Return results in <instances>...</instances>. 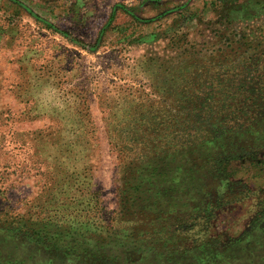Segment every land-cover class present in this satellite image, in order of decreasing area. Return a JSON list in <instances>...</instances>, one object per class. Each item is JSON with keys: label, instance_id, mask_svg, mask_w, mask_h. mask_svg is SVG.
I'll return each mask as SVG.
<instances>
[{"label": "rangeland", "instance_id": "374dc122", "mask_svg": "<svg viewBox=\"0 0 264 264\" xmlns=\"http://www.w3.org/2000/svg\"><path fill=\"white\" fill-rule=\"evenodd\" d=\"M249 52L256 71L228 67ZM251 80L261 107L246 114ZM226 86L246 100L232 117L254 123L231 135L211 105ZM262 102L264 0H0V264H68L74 249L39 233L122 258L205 240L182 264H264Z\"/></svg>", "mask_w": 264, "mask_h": 264}, {"label": "trees", "instance_id": "16d2710c", "mask_svg": "<svg viewBox=\"0 0 264 264\" xmlns=\"http://www.w3.org/2000/svg\"><path fill=\"white\" fill-rule=\"evenodd\" d=\"M231 43L233 44L234 43V40L231 41ZM259 54H254V53H242V54H238L236 53L234 56H230L229 59H232L233 58H237L235 62H232V60H228L229 62V65L228 67L233 70V69H237V70H242V68L244 69H247V71H256V69L258 68L257 66H259V64H261V61L259 60ZM261 58V57H260ZM253 79V81H255L254 79V76L252 74V76L250 77ZM253 81L251 80V83H249L250 87H251V84L255 87V82L253 83ZM257 81V79H256ZM238 86H240L241 84L238 83L237 84ZM236 85V86H237ZM251 87V90L247 91L246 93L248 94V92L251 93V100L249 101V103L247 104L248 105V111L246 112V114L248 113H253L254 112V108L256 106V108L258 107V105L260 106V102H259V98L257 99L256 95L258 94L256 92V88L254 87ZM228 87V88H227ZM235 86H226L224 88H222V90L218 93L219 96H214L213 97V102H212V106L213 108L216 107L217 111H220V110H224L225 111V116H223V114L221 115V117H223L224 121H228L227 124H224V125H227V126H223L224 127V131H226V135L229 134H235L236 132L238 131H241L242 129L246 130L247 128H249L250 126H252V124L254 123H249L248 125L246 124L247 122L249 121H253L251 118L249 119H245L244 122L242 121V117H238L236 116V118L232 117L234 114L229 112L228 110L229 109H232L234 107V102L232 100H235L237 101V103L239 105H246V100H244L243 102H239L235 96L237 95H234V92H233V89H234ZM241 89L240 88H237V91L239 92ZM261 95V94H259ZM258 95V97H259ZM221 99V100H219ZM258 102L260 104H258ZM264 103V102H262ZM261 107V106H260ZM215 109V108H214ZM216 111V116L214 117L213 120H215V122H217L219 120V117L218 116V112ZM251 111V112H250ZM240 112V111H238ZM143 120L145 121L146 125V128L148 129V131L146 132L147 134H145L144 136H142V138L144 139V141H151L154 137L150 136L152 135L153 133V130L155 127V118L154 117H149L148 119L147 118H143ZM223 121V120H222ZM242 121V122H241ZM161 124H165L166 120L164 118L161 119ZM232 122V123H231ZM237 122V123H235ZM224 123V122H223ZM234 123V124H233ZM159 124V123H158ZM216 125V124H215ZM143 126V125H141ZM168 125H166L167 127ZM175 128L177 129V126H175ZM185 132L188 133V137H190V141L193 145H196V140L197 138L202 140V142L204 143H207L208 141L206 139L210 138L208 136H206L207 134H203L204 133V130H202L201 132L202 133H192V131L189 129V127L185 128L184 129ZM149 132V134H148ZM211 137H215L213 135H209ZM208 137V138H207ZM218 137H215L213 139H217ZM112 139V138H111ZM173 142H172V139L168 140L167 142H170V143H174L175 139H176V143L178 144V141L177 140V137L173 138ZM150 145V144H149ZM133 150V146H127L125 144V146H123L121 148V151L126 154H129L131 151ZM215 171L217 173H219V168L215 167L214 168ZM141 186H139V189H140ZM151 189L147 192H153V193H157V191L153 190L154 188V185H150ZM142 188V187H141ZM137 202V200H135V203ZM125 205H126V202L123 201V203H121V211L124 210L125 208ZM208 211H206L207 213ZM209 215H206L204 217H199L200 220H203L201 223L202 225H200L202 228L204 229H207L208 227L206 226L207 225V222L209 221ZM199 226V225H197ZM189 230V229H188ZM186 231L185 233H189V231ZM115 232V231H113ZM109 233V232H108ZM137 232H134L132 235H135ZM185 233H183L182 231H174L172 237H178V238H182V237H188L185 236ZM114 233H109V235H113ZM194 234V232H193ZM189 236H191V234H189ZM29 240V239H28ZM30 240L34 243V244H37V245H40L42 246L43 248H45V250H55L56 253L58 252H63L65 254H67V256H71L72 254L71 253H68L69 249H74L75 253L73 254V256H71V259L68 260V264H81L82 262H87V261H92L90 260V252L91 253H94L95 254H102V255H106L104 257H102V255L98 258H96L97 256L93 255V257L95 258L96 262H99L100 264H118V262L120 261V259H123V261H126L127 264H136L137 262L139 261H142L144 260V258L141 256L142 254H152V252H156V251H160L161 252V257L160 259H163L164 261H166L167 263L171 264H182L183 262L181 261H185V260H189L188 257H186L188 253H193L192 251H195L198 247H201L205 244H207V242L204 240L202 241V244H197V245H190L188 243L182 245V244H177L175 246H163L162 248L159 249V247L161 245H156V246H153L149 248L145 245L141 246V245H137L135 244L134 248H130L126 251H124V256L122 258V256L120 255H117V253H115V251H108L106 250L103 246V244H101L100 246H97V245H91L90 243H80L77 245V247L75 246L74 248H68V247H59V246H56L55 244H49L48 242H45L44 238L40 237V233H39V236L36 237V238H30ZM158 244V243H157ZM118 246H115V248H117ZM207 247V246H206ZM78 249H81L80 252H78L77 250ZM151 250V251H150ZM89 252V253H88ZM137 255L138 259L137 260H133L134 256ZM203 255H206V254H203ZM100 258V259H99ZM87 260V261H86ZM204 263V262H203ZM166 264V263H165ZM191 264H194V262H191ZM198 264H202V263H198Z\"/></svg>", "mask_w": 264, "mask_h": 264}]
</instances>
